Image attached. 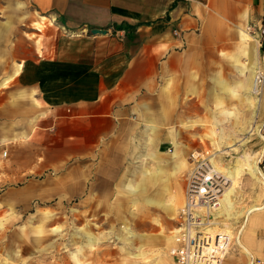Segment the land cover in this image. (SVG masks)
Segmentation results:
<instances>
[{
  "label": "crops",
  "instance_id": "1",
  "mask_svg": "<svg viewBox=\"0 0 264 264\" xmlns=\"http://www.w3.org/2000/svg\"><path fill=\"white\" fill-rule=\"evenodd\" d=\"M5 4L17 6L20 17L24 12V22L37 23L39 40L17 68L12 62L4 68L8 75L17 70L0 90V141L10 167H19L26 183L33 171L65 167L67 197L83 200L117 197L146 152L154 159L155 150L172 143V127L187 118L188 103L201 114L200 103L227 102L223 89L234 84L232 69L250 73L258 46L249 36L256 38L264 23V0ZM257 73L246 82L248 102L254 94L264 97V84L258 93L250 90Z\"/></svg>",
  "mask_w": 264,
  "mask_h": 264
},
{
  "label": "rangeland",
  "instance_id": "2",
  "mask_svg": "<svg viewBox=\"0 0 264 264\" xmlns=\"http://www.w3.org/2000/svg\"><path fill=\"white\" fill-rule=\"evenodd\" d=\"M5 1L9 3L0 0V90L17 73L15 69L8 75L4 68L39 47L37 23L24 22V12L20 17L19 8L9 7ZM249 37L258 46L256 65L250 73L232 69L234 84L223 89L228 101L214 103L212 108L200 103L204 107L201 114L193 111L194 103H188L187 118L176 120L172 127L176 130L172 143L155 150L154 159L146 152L139 160L140 171L118 188L113 199L67 197L65 167L33 171L27 175V183L19 181V167H10L7 145L0 141V264H177L171 252L177 245V217L185 203L186 179L197 162L212 157L226 169L243 155L250 158L260 144L264 153V97L254 95L248 102L246 93L252 70L263 73L259 85L264 84L263 49L257 36ZM237 46L243 49L241 38ZM174 151L186 160L187 168L174 172L172 164L178 159ZM260 160L259 177L241 170L234 182L240 199L234 202L233 213H243L235 217L220 203L205 222L216 234L234 237L223 258L229 264L248 261V254L235 243L238 236L252 253L253 264H264V215L254 213L243 227L245 209L258 195L264 198ZM244 166L242 163L241 168ZM145 169L148 175L141 173ZM54 190L57 196L44 195ZM130 233L135 236L131 238ZM141 234L148 240L136 237Z\"/></svg>",
  "mask_w": 264,
  "mask_h": 264
},
{
  "label": "built area",
  "instance_id": "3",
  "mask_svg": "<svg viewBox=\"0 0 264 264\" xmlns=\"http://www.w3.org/2000/svg\"><path fill=\"white\" fill-rule=\"evenodd\" d=\"M253 28V27H252ZM254 30V29H253ZM254 32L257 34L258 42L262 47L264 61V23L257 27ZM260 83L263 73L257 76ZM7 151H3L6 156ZM210 161L201 159L186 179L185 203L178 213L179 229L177 245L172 249V255L177 264H221L226 250L228 240L219 239L222 234H217V239L212 244L203 236V226L211 219V212L219 208V200L228 186L227 178L223 174H215L208 165ZM261 171L264 174V153L260 160ZM210 207L211 209H203ZM228 237V235H222Z\"/></svg>",
  "mask_w": 264,
  "mask_h": 264
},
{
  "label": "bare ground",
  "instance_id": "4",
  "mask_svg": "<svg viewBox=\"0 0 264 264\" xmlns=\"http://www.w3.org/2000/svg\"><path fill=\"white\" fill-rule=\"evenodd\" d=\"M262 64L264 66V61H263ZM257 76L258 75L254 76L253 79H252V84H251V87H250V90H251L252 93H258L260 91L259 90V87L260 86H259V82L257 80V78H258ZM256 148L258 150L256 152H254V154H252L250 158L248 157V155H243L242 158H241V160L240 159L239 160L237 159V161H238L237 163H232V164L228 165V167L226 169H224V166L221 167L220 162L217 161V160L212 159V157L209 160L210 162L208 163V165L210 166V168L213 169V172L215 174H218V175L223 174L227 178L228 186L226 187L225 192L221 196V198L219 200V204L222 203L224 205L225 210L227 212H229V213H233L234 212V209H233L234 208V202L236 200H239L240 199V197H239L240 194L239 195L235 194V193H237V190H238L237 188L238 187L237 186H234V182L236 180V177H237V175H239L238 173L241 170H248L249 173L253 177H259L260 176L259 175V160H260V156L262 154V145L260 144ZM196 154L197 153L194 154L195 157H196ZM173 155H177V152L174 151ZM242 163H244V165H245L243 168H241V164ZM187 167H188V164L186 163V161L184 159L181 158L180 161L178 163H176V166H175L176 170H175V172H178L180 169L187 168ZM158 174H159V172L158 173H155V174L152 173L153 176H156ZM261 175L264 178V174L262 172H261ZM147 201L150 202V203L152 202L151 199H147ZM157 205H159V204H157ZM182 207H181V209H182ZM204 209H211V208L210 207H205ZM201 210L203 211V208H201ZM263 211H264V198L260 202H255L254 204H252L251 206H249V207H247L245 209L244 212L246 213V215L244 217V223H243L244 225L243 226H245V224H246L247 220H249L248 218H249V216L251 214H253L255 212H263ZM242 213H243L242 211H239L237 214H236V212L233 213V214L235 215V217H238ZM199 223H200V226H203L202 229H203V232H204L203 233V236L205 237V240L208 241V242H210V244H212L213 241L217 239L216 232L214 230L210 229V227H208L206 225V223H203V220H201ZM130 235H131V238H132V235L135 236L133 233H130ZM240 236H241V234H240ZM136 237H138L141 240H148V238H149L145 234L144 235L141 234L139 236L137 235ZM219 239L228 240L227 247H229L230 244L232 242H234V237L226 238V237L220 235L219 236ZM235 243L240 248H242L243 251H245V252H247V253L250 254L249 264H253V262H254L253 261V255L250 252V250L247 247V245L244 243V241L242 239H240V237L238 236V237H236V242Z\"/></svg>",
  "mask_w": 264,
  "mask_h": 264
},
{
  "label": "water",
  "instance_id": "5",
  "mask_svg": "<svg viewBox=\"0 0 264 264\" xmlns=\"http://www.w3.org/2000/svg\"><path fill=\"white\" fill-rule=\"evenodd\" d=\"M98 32L104 33L105 31L104 30H99V29H93L92 30V33H98Z\"/></svg>",
  "mask_w": 264,
  "mask_h": 264
}]
</instances>
